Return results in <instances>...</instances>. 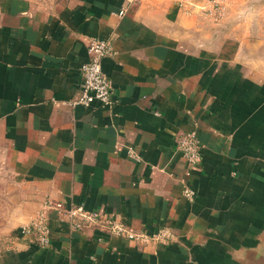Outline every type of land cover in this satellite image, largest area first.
Segmentation results:
<instances>
[{
  "label": "crops",
  "instance_id": "0c3cea01",
  "mask_svg": "<svg viewBox=\"0 0 264 264\" xmlns=\"http://www.w3.org/2000/svg\"><path fill=\"white\" fill-rule=\"evenodd\" d=\"M263 2L0 0V196L15 213L0 264H264V78L227 26ZM91 38L114 49L111 108L73 104ZM191 130L195 166L176 152ZM47 201L173 238L139 247L49 210L41 247L22 229Z\"/></svg>",
  "mask_w": 264,
  "mask_h": 264
},
{
  "label": "built area",
  "instance_id": "2783aa9c",
  "mask_svg": "<svg viewBox=\"0 0 264 264\" xmlns=\"http://www.w3.org/2000/svg\"><path fill=\"white\" fill-rule=\"evenodd\" d=\"M88 54V62L81 67L82 94L73 104L89 107L93 102H99L102 107L111 108L114 102L113 87L109 76L103 70V60L114 55V49L108 40L91 38L88 43ZM201 148L196 130H191L182 134L178 139L176 152L189 165L195 166L201 162ZM131 155L134 156L132 152ZM190 176L191 173L187 171L181 180L182 195L189 202H193L196 193L190 184ZM49 210L57 212L59 218L67 222L74 230H96L110 237L124 239L139 247L151 244L167 245L173 238L172 232L168 228H161L157 232L149 234L143 229L130 226L114 214L86 210L82 206H66L62 202L47 201L43 211L22 229L23 234L32 236L41 247L50 244Z\"/></svg>",
  "mask_w": 264,
  "mask_h": 264
},
{
  "label": "rangeland",
  "instance_id": "374dc122",
  "mask_svg": "<svg viewBox=\"0 0 264 264\" xmlns=\"http://www.w3.org/2000/svg\"><path fill=\"white\" fill-rule=\"evenodd\" d=\"M228 13L229 11L226 10L225 18ZM236 16L234 20H227V26H238L237 31L244 33L245 39L254 45L250 51V59L254 62L249 70L251 74L264 78V2L256 5L254 9L236 13ZM240 16L243 20H239ZM212 18L215 23L225 21V18L223 19L219 14H215ZM12 204L9 197L0 196V251L10 245V229L12 228L9 227L15 218V213L11 212Z\"/></svg>",
  "mask_w": 264,
  "mask_h": 264
}]
</instances>
